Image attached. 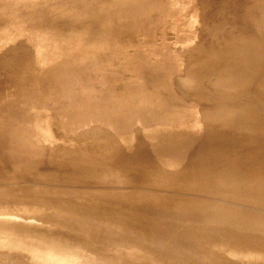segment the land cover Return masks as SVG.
Segmentation results:
<instances>
[{"label": "rangeland", "instance_id": "374dc122", "mask_svg": "<svg viewBox=\"0 0 264 264\" xmlns=\"http://www.w3.org/2000/svg\"><path fill=\"white\" fill-rule=\"evenodd\" d=\"M2 1L0 29L7 19V35L21 31L23 36L0 43V61L6 59L0 62V171L10 173L0 172V229L17 222L37 231L20 238L21 249H13L12 236L1 234L0 264H160L164 255L177 258V264H228L239 244L216 237L246 224L234 221L237 217L264 222V151L251 145L255 133L235 127L238 120L254 116L264 120V83L256 82H264L262 61L248 64V57L243 58L248 50L264 54V0H144L151 7L144 5L143 18L137 19L122 15L123 0L94 6L85 0ZM234 36L239 47L236 43L229 49ZM230 66L239 70L236 75ZM242 67L249 69L247 74ZM210 102L242 113L225 112L226 129L211 132L208 121L195 122L191 115L192 125L180 127L179 139L163 134L171 106L206 109ZM120 106L130 107L133 124L130 131L110 136L116 146L128 149L123 157L97 151L104 145L99 141L90 142L93 150L84 157L70 155L68 144L79 139L70 129H79L82 121L90 133L103 136ZM233 129L241 130L236 138ZM139 130L155 139H137ZM158 130L163 132L157 136ZM34 144L40 155L32 151ZM49 153L57 157L53 162L46 160ZM97 164L108 165L106 173L80 178V169L100 170ZM126 165L139 168L146 179L127 173ZM244 180L260 190L257 199L245 200V193L231 199L226 188L218 192L220 185ZM132 209L159 224L143 225L160 230L141 233L86 215L102 213L104 219L107 210ZM160 231L175 237L178 245L163 239ZM255 232L251 253L264 258V230ZM149 249L164 253L152 255ZM251 253L247 258L253 259ZM7 254L16 260L3 258Z\"/></svg>", "mask_w": 264, "mask_h": 264}, {"label": "bare ground", "instance_id": "6f19581e", "mask_svg": "<svg viewBox=\"0 0 264 264\" xmlns=\"http://www.w3.org/2000/svg\"><path fill=\"white\" fill-rule=\"evenodd\" d=\"M2 1V0H1ZM5 1V0H4ZM4 1H2V2H4ZM39 1V2H38ZM99 1H101L102 2V0H85V3H87V4H91L92 5V3H97V2H99ZM105 1V0H104ZM116 1V0H115ZM122 1V0H121ZM132 1H135V0H123V5H122V8L121 9H123V14L122 15H124L125 16V18H130L131 19V17H134L135 19H137L139 16H142V14L144 13L143 12V7H144V5L147 7L148 5H149V3L148 4H146V3H144L145 1L143 0H136V2L134 3V4H132ZM154 0H152V3H155V2H153ZM156 2H157V0H155ZM159 1V0H158ZM162 1V0H161ZM164 1V0H163ZM177 1V0H176ZM198 1H200V0H198ZM198 1H197V3H198ZM202 1V0H201ZM204 2H208L209 0H207V1H205V0H203ZM12 3L11 4H14V2L13 1H11ZM36 2H38V3H40V4H44V2H46V0H36ZM148 2V1H147ZM151 2V1H150ZM179 2V1H178ZM201 3L200 2V4L201 5H204V4H208V3ZM211 2V1H210ZM17 3H19L18 1H17ZM106 3H107V0H106ZM106 3H104V4H106ZM109 3V2H108ZM117 3V5H118V3H121V2H116ZM175 3V2H174ZM197 3H196V6H198L197 5ZM7 4V3H6ZM15 4H16V2H15ZM94 4V5H95ZM103 4V3H102ZM151 4V3H150ZM167 4V3H166ZM8 5V4H7ZM6 5V6H7ZM94 5H92V6H94ZM97 5V4H96ZM100 5V4H99ZM116 5V4H115ZM156 5H157V3H156ZM156 5H153V7H155ZM171 5V4H170ZM104 6V5H103ZM107 6V5H106ZM112 6V5H111ZM204 6H206V5H204ZM13 7V6H12ZM16 7V6H15ZM146 7L144 8V10H146ZM149 7H151L150 5H149ZM158 7V6H157ZM202 6H200V8H201ZM3 8V7H2ZM9 8V7H8ZM3 10H4V8H3ZM5 10H7V9H5ZM99 10H100V7H99ZM110 10V9H109ZM116 10V9H115ZM150 10V9H149ZM149 10H147V11H149ZM154 10H155V8H154ZM159 10H161V9H159ZM8 11V13H9V10H7ZM107 11V10H106ZM156 11V10H155ZM114 12V11H113ZM120 12H121V10H120ZM157 12V11H156ZM4 13V12H3ZM39 13H41V12H39ZM116 13V12H115ZM119 13V12H118ZM152 13V12H151ZM147 14V13H146ZM148 14H149V12H148ZM115 15V14H114ZM119 15H120V13H119ZM145 15V14H144ZM4 16V15H3ZM150 16H151V14H150ZM263 17H264V14L262 15ZM111 17H112V15H111ZM117 17V16H116ZM123 17V16H122ZM145 17V16H144ZM149 17V16H148ZM114 18V17H113ZM112 18V19H113ZM141 18V17H140ZM142 18H143V16H142ZM112 19H110L111 21H113ZM120 19H121V17H120ZM124 19V18H123ZM129 19V20H130ZM258 19V18H257ZM109 20V19H108ZM144 20H146V18L144 19ZM260 20H261V18H260ZM259 20V21H260ZM6 21H7V19H6ZM6 21H5V24H1L2 26H4V28H6V26L8 25V23H6ZM148 21V20H147ZM258 21V20H257ZM263 21V20H262ZM4 22V21H3ZM139 22V21H138ZM106 23V22H105ZM124 23V22H123ZM259 23V22H258ZM257 23V24H258ZM133 24V23H132ZM146 24V23H145ZM145 24H143V25H145ZM148 24V23H147ZM146 24V26H148ZM6 25V26H5ZM120 25V24H119ZM134 25V24H133ZM256 25V24H255ZM254 25V26H255ZM118 26V25H117ZM146 26H145V28L144 29H146ZM259 26V25H258ZM261 27H262V25H261ZM4 28H1L0 29V35H2L0 38V40H1V42L0 43H4L5 41H3L4 39H11V38H13V41L15 40V39H17V38H19L20 36H23L22 35V32L20 33V32H18V33H16L15 34V32H13V30H12V32H13V36H11V35H7V29H6V31H5V29ZM83 28V27H82ZM86 28V27H85ZM125 28V27H124ZM134 29H136L135 27H133ZM142 28V27H141ZM117 29V28H116ZM121 29V28H120ZM248 29V28H247ZM255 29H258L257 28V26L255 27ZM80 30V29H79ZM86 30V29H85ZM129 30V29H128ZM142 30V29H141ZM239 30H241V29H239ZM249 30V29H248ZM10 31V30H9ZM89 31V30H88ZM238 31V30H237ZM256 31V30H255ZM258 31V30H257ZM101 32H102V30H101ZM113 32V31H112ZM117 32V31H116ZM241 32V31H240ZM20 33V34H19ZM235 33V32H234ZM237 33V32H236ZM256 33V32H255ZM255 33H253L252 34V36L253 35H255ZM15 34V35H14ZM239 34V33H238ZM96 35V34H95ZM107 35V34H106ZM109 35V34H108ZM251 35V34H250ZM240 36V35H239ZM96 37V36H95ZM94 37V38H95ZM110 37H112V36H110ZM22 38V37H21ZM93 38V37H92ZM97 39V38H96ZM242 39V38H241ZM249 39H250V37H249ZM12 40V39H11ZM244 40V39H243ZM247 40V39H246ZM10 40H6V42H9ZM95 41H97V40H95ZM237 41H239V40H237ZM237 41H236V39H235V36H234V38H230L229 39V41L227 42V44H229V49H231L230 47L232 46V48H234V45L237 43ZM245 41V40H244ZM65 42V41H64ZM243 42V41H242ZM249 42V41H248ZM59 43V42H58ZM239 42L237 43V46L239 47ZM240 44H242L243 45V43H240ZM245 44V43H244ZM246 44H247V42H246ZM3 45V44H2ZM1 46V45H0ZM97 46V45H96ZM97 49V48H96ZM262 50V49H261ZM62 51V50H61ZM249 51V50H248ZM248 51L246 52L247 53V55H245V56H243V55H240L241 57L243 56V58L244 59H246L247 57H248V61H246L248 64H250L249 62H251V64H255V63H258V62H260V61H262L261 62V64L263 65V67H264V54H253L252 53V51H251V55L250 54H248ZM264 51V50H263ZM12 52H13V49H12ZM250 53V52H249ZM242 58V60H243V62H245L244 61V59ZM3 60H6V59H2V61ZM241 60V61H242ZM260 60V61H259ZM2 61H0V62H2ZM242 63V62H241ZM247 63H245V65L247 64ZM2 64H3V62H2ZM236 65H237V63L235 64V69L234 70H236L237 68H236ZM239 67L240 66H243V67H245L244 66V63L241 65V64H239L238 65ZM237 66V67H238ZM247 67L248 66H250V65H246ZM238 67V68H239ZM242 67V69L244 70V68ZM228 68H230V69H228V70H230L231 71V69L233 70V68L234 67H228ZM241 68V67H240ZM239 68V69H240ZM248 69V68H247ZM247 69H245V70H247ZM227 70V69H226ZM233 70V72L235 73H233L232 75H236V73L239 71V70H237L236 72ZM241 70V69H240ZM242 71V72H247V71ZM249 70V69H248ZM262 70V69H261ZM3 71V70H2ZM230 71H228L227 73H228V75L229 76H231V74H230ZM256 71V70H255ZM241 72V71H240ZM258 72H259V70H258ZM263 72H264V70H263ZM209 73V72H208ZM232 73V72H231ZM250 73H251V71H250ZM256 73V72H255ZM7 74V73H6ZM223 73H220V76L222 75ZM226 74V72L224 73V75ZM242 75V73H239V75ZM247 74V73H246ZM260 74H261V72H260ZM259 74V75H260ZM25 75V74H24ZM29 75V74H28ZM210 75V74H209ZM209 75H205L206 76V78H207V76H209ZM218 75V76H217ZM216 75V77H219V74H217ZM244 75V74H243ZM256 75H258V74H256ZM10 76V75H9ZM205 76H203L204 78H205ZM212 76H213V78L215 77L213 74H212ZM212 76H210V77H212ZM223 76V75H222ZM226 76V75H225ZM247 76V75H246ZM263 76V75H262ZM226 77H228V76H226ZM232 77V76H231ZM198 78V77H197ZM196 78V79H197ZM200 78V77H199ZM209 78V77H208ZM219 78H221V77H219ZM218 78V79H219ZM229 78V77H228ZM240 78V77H239ZM242 78H243V76H242ZM257 78V77H256ZM263 78H264V76H263ZM12 79H14V78H11V80ZM214 79H216V78H214ZM214 79H213V82H214ZM223 79H225L226 80V78L225 77H223ZM223 79H222V81H223ZM230 79V78H229ZM235 79H238V78H235ZM234 79V80H235ZM244 79V78H243ZM245 79H248V78H245ZM249 79H250V74H249ZM251 79H253V78H251ZM4 80H5V78H4ZM8 79H6V81H7ZM15 80H16V78H15ZM15 80H14V82H15ZM20 80V79H19ZM18 80V81H19ZM200 80H202V78H200ZM217 80V79H216ZM232 80V79H231ZM241 80V79H240ZM13 81V80H12ZM219 81V80H218ZM244 81H246L247 82V80H244ZM252 81V80H251ZM250 81V82H251ZM255 81H256V79H255ZM263 81V80H262ZM259 78L257 79V83L259 84V83H264V82H262ZM17 82V81H16ZM43 82H44V80H43ZM209 82V81H208ZM212 82V83H213ZM224 82V81H223ZM226 82V81H225ZM231 82V81H230ZM234 82H236V81H232V83H233V86H234ZM217 83H219V82H217ZM216 83V81H215V84L218 86L219 84H217ZM238 83V82H237ZM255 83V82H254ZM256 83V84H257ZM187 84V83H186ZM188 84H192V83H188ZM208 84V83H207ZM210 84H211V81H210ZM222 84V83H221ZM226 84V83H225ZM224 84V85H225ZM236 84V83H235ZM41 85V84H40ZM183 85H185L184 83H183ZM193 85V84H192ZM214 84H212V86H213ZM231 85V84H230ZM246 85V84H245ZM249 85H251V87H252V84H249ZM248 85V86H249ZM209 86V85H208ZM216 86V87H217ZM223 86V85H222ZM243 86V85H242ZM5 87V86H4ZM7 87V86H6ZM188 87V85L186 86V88ZM215 87V86H214ZM235 87H237V86H235ZM241 87V86H240ZM256 87H258V86H256ZM255 87V89L257 90L258 88H256ZM259 87H262V86H259ZM227 88H228V86H227ZM238 88V87H237ZM244 88H246V87H244ZM263 88V87H262ZM191 89V88H190ZM217 89V88H216ZM234 89V88H233ZM260 89V88H259ZM259 89H258V91H259ZM261 90V89H260ZM264 90V89H263ZM264 92V91H263ZM262 92V93H263ZM174 98H172V97H170V99H168L169 101H168V105H171L172 104V102H171V100H173ZM211 103V102H210ZM210 103H207V107H206V109H204V108H196V107H187V108H179V107H175V106H171V108H172V110H171V112H170V121L168 122V127L165 129V131L163 132V131H161V130H158L157 131V133H155V135H161V134H159L160 132H163V134L164 133H167V135H171L170 137L171 138H178L179 139V137H180V133H181V131L179 130L180 129V127H183V126H190L189 124H191V123H189V119H193L194 118V121H195V119H197L198 118V121L199 122H201V121H206V123H210V125L211 126H209L210 127V129H211V132L212 131H214L215 129H219V128H222V129H224L225 128V122L223 121L224 119V116L226 115L225 114V112H228V113H236V115L235 116H237V114H241L242 112L241 111H239V113H237L236 111H234L235 110V108H230V109H225V110H223V109H221V108H219V109H217V108H214L213 106H211V105H213L212 103L210 104ZM131 106V105H130ZM121 108H120V111L115 115V116H118V118H116V122H114V123H112V124H110V125H107V131H106V135L108 134V136H106L105 134L103 135V136H98L97 134H92V133H90V131L84 126V125H86L85 123H84V125H83V122L82 121H80L79 122V124H81V126L79 127V129H76V128H72V129H70L71 131L73 130L74 132H77L78 134V136H79V139L77 138V140L75 141V142H73V141H71V143L72 144H68L69 146H70V151H69V153H70V155H72L73 154V156H79V157H84L85 155H87L88 153H90V151H92L93 150V148L91 149V147L89 146V144H90V142H96V141H99V142H101V143H103L104 145H102V146H100V147H98V149H97V151H99V152H102V154H108V153H115L117 156H121V157H123V155L124 154H126L127 153V151H128V149L126 148V147H124V146H121V147H118V146H116V145H118L119 143H114V141H112L111 140V138H110V136H112V135H114L115 133H126V132H128V131H130V129L133 127V124H131L130 123V118H129V115L131 114V109H130V111L127 109V106H120ZM133 108V107H132ZM136 110V109H135ZM225 114V115H224ZM191 115L193 116V118H190L191 117ZM228 115V114H227ZM234 115V114H233ZM243 115V114H242ZM240 116V115H239ZM238 116V117H239ZM130 117H131V115H130ZM241 118H243V116L242 117H239V119H241ZM246 118V117H245ZM204 119V120H203ZM247 119H248V117H247ZM250 119V121H248V122H244L245 120H238V123H237V125L235 126V127H244V132L245 133H247V134H253V133H255L256 134V137H255V142H253V143H251V145H253L254 147H255V149L257 150V151H259V152H261V151H264V120L263 119H259L258 118V116H254L253 118H249ZM197 121V122H198ZM208 121V122H207ZM196 122V121H195ZM198 122V123H199ZM192 125V124H191ZM196 125V124H195ZM196 126H198V125H196ZM226 126H228V124H226ZM30 127V126H29ZM229 127H230V125H229ZM200 128V127H199ZM157 129H158V127H157ZM182 129V128H181ZM226 129V128H225ZM142 130V129H141ZM141 130H139L137 133H140V136L137 138V139H142V140H145L148 136H150L151 137V139L153 138V139H155V136H152V134L150 135H148V133H147V135H145V134H142V131ZM183 130V129H182ZM229 130V129H228ZM227 130V131H228ZM221 131H223V130H221ZM231 131H232V128H231ZM233 131H234V137L233 138H236V137H238L239 136V132L241 133V130L240 129H233ZM114 132V133H113ZM154 132V131H153ZM219 132V131H218ZM130 133V132H129ZM150 133H152V131L150 132ZM227 133V132H226ZM232 133V132H231ZM32 134H34L35 136H36V132H33ZM227 134H229V132L227 133ZM179 135V136H178ZM216 135V134H215ZM130 135H127L126 137H129ZM146 137V138H145ZM182 137V136H181ZM209 137V136H208ZM210 137H211V135H210ZM149 138V137H148ZM189 138V137H188ZM187 138V139H188ZM190 138H192V136L190 137ZM214 138H216L215 136H214ZM133 139V138H132ZM181 139V138H180ZM193 139V138H192ZM210 139V138H209ZM190 140V139H189ZM213 140V139H212ZM35 141V140H34ZM191 141H193V140H191ZM195 141V140H194ZM206 141H208V140H206ZM25 142H33V141H31V140H29V139H27ZM36 142V141H35ZM210 142V141H209ZM36 143H38L39 144V142L37 141ZM32 149V151L33 152H35V151H37V154H39L40 155V153L38 152L40 149L38 148V146L36 145V144H34L33 145V147L31 148ZM45 155H41L40 157L37 155V157H38V160H43ZM55 158H57V157H53L52 156V154H50L49 153V155H48V157H47V161H49V162H53V159H55ZM45 159H44V161H46ZM48 164V163H47ZM72 166V165H71ZM97 166L98 167H101V169L99 170V169H97V168H95V167H93V166H91V167H89L88 168V165H85L82 169H80L79 170V172H78V174H80V173H82L81 174V176H80V178L82 179V180H88V179H92V178H97V176L98 175H102L103 173H106V171L108 170V168H109V166L108 165H102V164H97ZM105 166H108V167H105ZM73 167V166H72ZM88 168V169H87ZM87 169V170H86ZM125 169L126 170H128L127 171V173H129V174H131V175H133L132 173H137L136 175H134V176H136V178H139V179H146V177H143L142 175H139V173L141 172L140 171V169L139 168H135V167H132V166H130V165H126L125 166ZM1 172V174L2 175H4V176H8L10 173H7L6 175L4 174V173H6V172H3V171H0ZM122 172H123V170H122ZM11 173H13V174H15L14 172H12L11 171ZM10 176V175H9ZM71 176H73V175H71ZM15 177H17V176H15ZM131 177V176H130ZM11 178H13V177H11ZM129 178V177H128ZM132 178V177H131ZM135 179V178H134ZM137 181V180H136ZM234 185L232 186V187H230V186H228V184L227 185H220L221 186V189L220 190H218V192L219 193H223V192H225L224 190H223V188H226V189H228V194H225L227 197H229V198H231V199H233L235 196L234 195H237V194H239V193H245L246 195V198L245 197H243V198H245V200H255V199H257L258 198V196L261 194V192H260V190L258 189V190H256V189H254L253 188V186H252V184H251V182H248V181H246V180H244V181H241V182H238V183H233ZM220 186H218V188L220 187ZM201 187H203V186H201ZM204 188H206V187H204ZM209 189V188H208ZM211 190V189H210ZM239 196V195H238ZM237 196V197H238ZM240 197V196H239ZM236 198V197H235ZM242 198V197H241ZM242 198V199H243ZM241 200V199H240ZM118 202H114V203H112V204H110V205H115V204H117ZM141 210L140 209H132V211L131 212H129V213H124V212H121V211H117V210H107L106 211V213L108 214V215H106V218H104V219H101V216H102V213H100V214H96L95 212H90L89 214H86L87 216H89L90 218H95L97 221H99V222H102V223H111V222H114V223H118L121 227H124V228H128V229H135V230H138L139 232H141V233H144V231L146 232V233H150V232H156V231H159V230H156L155 228L154 229H151L150 227H148V226H146V225H151V226H153V227H158L157 225H159V224H157V223H153V222H151V221H149V220H147L144 216H141ZM103 217V216H102ZM234 221H237V222H245L246 224H244V225H242V227H240V228H238V229H236V230H229V231H227V233L226 234H224V235H220V236H217L216 238L218 239V240H220V241H226V239H228V241H232V240H235L239 245H238V249L236 250V251H234L233 253H231L229 256H228V264H264V258L262 257V255H261V253L260 252H253V253H251V247H252V244L254 243V236H255V234H256V230H258V229H262V230H264V222L262 223V224H260L261 223V221H254V220H246V219H243V218H235L234 219ZM22 223V222H21ZM23 224V223H22ZM22 224H17V222H15V223H13V222H11V223H8V224H6V225H4V226H2L1 227V229H0V232H2V233H0V235L2 234L4 237H8V236H12V237H9L10 239H12L11 241L12 242H14L13 244H14V248L13 249H16L15 247H18L19 249H21L20 248V246L21 245H23V242L21 241V239H25V238H23V235H31V234H35V231H37L35 228H33L31 225H26V224H28V223H26L25 225H22ZM143 224H146V225H143ZM157 224V225H156ZM161 232V231H160ZM4 233V234H3ZM161 234H162V236H163V239H166L168 242H170V243H173V244H175V245H178L173 239H175V237H173V236H171V235H167L166 234V232H164V234L161 232ZM141 235V234H140ZM226 235H231L230 236V238H228ZM154 236H156V235H154ZM154 236H151L150 238H152V239H154L155 241H158V239L156 238V237H154ZM1 237V236H0ZM4 237H2L1 239L3 240V238ZM21 238V239H20ZM19 239V240H18ZM56 239H59V238H56ZM215 239V238H214ZM8 240V239H7ZM29 240V239H28ZM19 241L21 242V243H19ZM201 241H205V238L203 239V240H201ZM2 241L0 240V243H1ZM10 242V241H9ZM28 242V241H27ZM213 241H210V244L212 243ZM30 243V242H29ZM1 244H4V242L3 243H1ZM0 244V245H1ZM45 244L47 245V242L45 241ZM7 245V244H6ZM25 245V244H24ZM8 246V245H7ZM2 247H0V249H1ZM8 248V247H7ZM44 248H45V246H44ZM47 248V247H46ZM40 249V248H39ZM32 250H34V249H32ZM42 250H44L43 248L41 249V251L40 252H42ZM46 250H48V249H46ZM137 250H139V249H137ZM149 251L152 253V255L153 254H157V255H160V254H162V253H164V252H162V251H157V250H155V249H149ZM218 251H223L222 250V247L221 246H219V249H218ZM33 252V251H32ZM225 254H226V252L225 251H223ZM46 253V252H45ZM137 255H142L143 253H138V252H135ZM251 253V255L253 256V259H249V258H247V256L249 255ZM44 254V253H43ZM45 255V254H44ZM146 255V254H145ZM14 255H12V254H7V255H5L3 258H5V259H11V258H14L13 257ZM147 256V255H146ZM147 257H149V256H147ZM17 258V257H16ZM15 259V258H14ZM13 260V259H12ZM11 260V261H12ZM16 260V259H15ZM155 262H158V261H156L155 259H153ZM17 261H18V259H17ZM16 261V262H17ZM146 261H148V260H146ZM252 261H254L253 263H252ZM13 262V261H12ZM15 262V261H14ZM18 262H21V260H19ZM149 262V261H148ZM158 263H160V264H177V263H179V260L177 259V258H173V257H170V256H165L164 255V257L162 258V260L161 261H159ZM182 263V262H181ZM183 264V263H182Z\"/></svg>", "mask_w": 264, "mask_h": 264}]
</instances>
